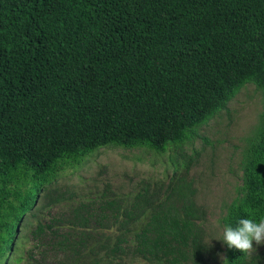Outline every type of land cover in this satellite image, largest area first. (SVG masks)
Instances as JSON below:
<instances>
[{
    "label": "trees",
    "instance_id": "1",
    "mask_svg": "<svg viewBox=\"0 0 264 264\" xmlns=\"http://www.w3.org/2000/svg\"><path fill=\"white\" fill-rule=\"evenodd\" d=\"M248 84L264 98V0H0V264H264L207 242L188 177ZM110 146L174 149L167 180L98 205L58 183ZM242 169L222 225L264 218V110Z\"/></svg>",
    "mask_w": 264,
    "mask_h": 264
},
{
    "label": "rangeland",
    "instance_id": "2",
    "mask_svg": "<svg viewBox=\"0 0 264 264\" xmlns=\"http://www.w3.org/2000/svg\"><path fill=\"white\" fill-rule=\"evenodd\" d=\"M263 110L262 92L248 84L209 125L200 129V138L194 143L198 158L188 177L194 182L198 202L207 210L206 240L215 249L222 246V241L218 240L223 234L221 218L242 185L244 156L250 141L260 130ZM187 150L191 155L192 148ZM175 152L174 149L158 154L144 148H101L77 169L63 171L58 183L63 189L85 193L83 197L89 195L97 200L98 205L106 187L113 191L110 196H125L136 192L143 181L167 180L166 165L169 156ZM62 209L46 210L45 214H49L48 218L56 216ZM35 245L32 240H26L22 249L24 257L32 251L34 258L40 259L39 251L45 246L39 248ZM257 247L264 249V244ZM224 257L225 253L221 252L219 264H225Z\"/></svg>",
    "mask_w": 264,
    "mask_h": 264
},
{
    "label": "clouds",
    "instance_id": "3",
    "mask_svg": "<svg viewBox=\"0 0 264 264\" xmlns=\"http://www.w3.org/2000/svg\"><path fill=\"white\" fill-rule=\"evenodd\" d=\"M216 239V238H215ZM222 241L229 249L251 256L255 245L264 244V218L259 220L240 218L234 224L223 223Z\"/></svg>",
    "mask_w": 264,
    "mask_h": 264
}]
</instances>
